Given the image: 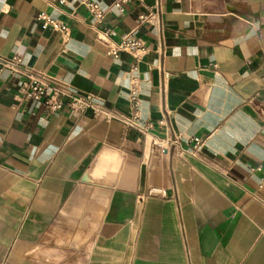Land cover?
<instances>
[{
  "label": "crops",
  "instance_id": "0c3cea01",
  "mask_svg": "<svg viewBox=\"0 0 264 264\" xmlns=\"http://www.w3.org/2000/svg\"><path fill=\"white\" fill-rule=\"evenodd\" d=\"M93 1L0 0V58L102 106L0 72V264H264V0ZM133 32L145 55H108ZM171 135L183 155L153 148Z\"/></svg>",
  "mask_w": 264,
  "mask_h": 264
},
{
  "label": "built area",
  "instance_id": "2783aa9c",
  "mask_svg": "<svg viewBox=\"0 0 264 264\" xmlns=\"http://www.w3.org/2000/svg\"><path fill=\"white\" fill-rule=\"evenodd\" d=\"M126 0H117L115 3V9L122 13L124 11V4ZM89 12L97 19L101 20L104 14L96 2L93 0H84ZM45 27H53L63 35L68 34V30L65 26L59 22L43 18ZM147 49L141 39H139L133 32L126 36L122 42L112 50L108 52L109 56L117 58L121 53L130 54L133 57L145 55ZM136 67L134 68V70ZM7 71L12 75L26 78L21 88V96L26 100H31L48 108L52 112H61L64 109L78 112L82 115L91 111L95 115H99L102 108L101 104L91 94H80L70 86L61 84L56 80L49 78L44 74L34 75L32 70L25 66L22 57L16 55L8 58H0V72ZM133 108L134 114L132 117L123 116L122 122L128 129H133L141 134L147 135L149 130L153 128L151 124L140 125L138 118V103L136 100V94L133 92ZM161 125L163 122L160 123ZM153 148L159 149L163 154L173 152L178 156L185 153V150L181 146V140L178 136L171 135L166 138H159L157 136L151 137ZM202 143H197L192 151L191 155H196L202 148Z\"/></svg>",
  "mask_w": 264,
  "mask_h": 264
}]
</instances>
